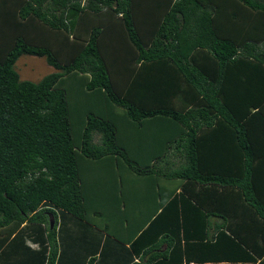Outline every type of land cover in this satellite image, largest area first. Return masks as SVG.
<instances>
[{"label":"trees","instance_id":"16d2710c","mask_svg":"<svg viewBox=\"0 0 264 264\" xmlns=\"http://www.w3.org/2000/svg\"><path fill=\"white\" fill-rule=\"evenodd\" d=\"M252 11L264 19V0H0V250L22 223L43 224L42 261L22 263L55 264V212L93 225L92 188L126 212L150 209L123 218L141 222L129 264L180 262L152 238L171 239L186 215L205 228L228 204L233 261L264 264V33L248 29ZM21 55L54 71L21 78Z\"/></svg>","mask_w":264,"mask_h":264},{"label":"crops","instance_id":"0c3cea01","mask_svg":"<svg viewBox=\"0 0 264 264\" xmlns=\"http://www.w3.org/2000/svg\"><path fill=\"white\" fill-rule=\"evenodd\" d=\"M254 14L252 11L251 18L248 20V29L253 34H262L264 33V19L256 17ZM227 154L230 155V153ZM104 181H109V178L103 174L101 184H104ZM115 182L113 180V184ZM91 190V192H88L90 197L88 195L89 198H86L85 204L87 213L89 211L98 212V215L89 212V219L93 222V225L75 220L62 212H55V245L57 249L55 264H85L86 260L92 255L95 256L94 264H129L131 261H129L130 257L133 258V261H139V249L141 246L139 249L137 246L134 247V249L136 248L137 256L133 254L136 253L135 251L131 252L133 247L129 245H138L140 242L136 240L134 243H131L134 236L129 235L141 222L129 220L127 223L123 218L126 215L130 217L136 216L137 219L146 217L150 209L145 208V210H142L135 205L130 206L126 212L117 206L118 201L114 200V195L107 194L103 196L104 192L101 193V190L100 194L96 195L97 190L92 188ZM231 200V198H228V201L225 199L223 203H231ZM146 203L151 206V198H149V202H145V205ZM219 208L218 210L220 211L221 207ZM231 209L232 205L228 204L222 212L228 217L226 220L223 219L224 214L220 216L221 214L217 212L207 211V227L205 226V228L201 227L202 223L200 222L199 226L193 225L196 216L191 220L186 215L184 216L185 221L181 217H177L178 219L176 218L175 220V222L177 221V226L175 225L173 228L170 229L169 227L167 229V233L173 236H170L172 240L168 236L167 239H163L164 241L152 238V242L150 243L158 245L157 251L169 250L168 255L170 256L176 255L178 249H181V261L172 264H258L259 259L242 262L233 261L235 258L232 257L237 251L235 248L232 249L228 238L220 234L222 231L227 234L225 229L233 225L230 218L236 216V213L233 209L231 212ZM244 213L246 212L242 211V214ZM197 216L200 221L201 215ZM235 228L238 227L234 226ZM188 229L192 233L197 230V243L185 242L188 240ZM160 237L157 236L156 238L160 239ZM216 237H220V242L216 240L215 244H213L211 241ZM178 240L180 241L178 242ZM206 241H209V243ZM46 243V230L43 224L24 222L8 238L0 253L5 250L3 258L10 261L11 264H24V262L22 263V257L28 255H36L35 257L38 258L39 263L42 261V256H39L36 250L46 246ZM256 247H259V244ZM39 258L41 259L39 260Z\"/></svg>","mask_w":264,"mask_h":264},{"label":"rangeland","instance_id":"374dc122","mask_svg":"<svg viewBox=\"0 0 264 264\" xmlns=\"http://www.w3.org/2000/svg\"><path fill=\"white\" fill-rule=\"evenodd\" d=\"M13 67L16 71L18 70L21 78H27V80L31 81H37L43 75L54 71L51 66L45 63L42 57L30 55L19 56ZM94 140L96 141V139Z\"/></svg>","mask_w":264,"mask_h":264}]
</instances>
